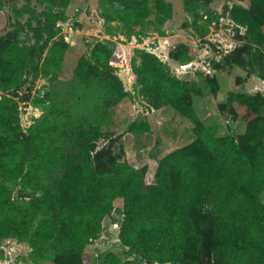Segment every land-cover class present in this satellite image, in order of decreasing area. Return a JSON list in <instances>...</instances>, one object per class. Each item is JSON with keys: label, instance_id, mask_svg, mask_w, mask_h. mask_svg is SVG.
Masks as SVG:
<instances>
[{"label": "rangeland", "instance_id": "rangeland-1", "mask_svg": "<svg viewBox=\"0 0 264 264\" xmlns=\"http://www.w3.org/2000/svg\"><path fill=\"white\" fill-rule=\"evenodd\" d=\"M260 7L251 0H0V162L26 163L22 174L0 172V264H241L239 248L219 239L207 214L187 227L188 251L172 261L157 260L168 252L161 243L140 245L131 234L128 245L121 236L127 197L114 187L150 198L144 189L155 185L166 156L197 143L196 157H206L199 139L208 130L242 148L264 144V131L262 138L251 132L264 120V43L235 20L261 23ZM148 55L184 83L190 117L145 94ZM82 128L93 134L87 154ZM36 148L48 157L36 158ZM172 169L180 193H193L201 179L184 181L179 166ZM84 173L97 188L89 201L104 211L91 238L73 249L82 233L71 213ZM258 200L264 207V186ZM16 219L29 229L23 239L4 232ZM149 221L148 229L157 227Z\"/></svg>", "mask_w": 264, "mask_h": 264}, {"label": "trees", "instance_id": "trees-1", "mask_svg": "<svg viewBox=\"0 0 264 264\" xmlns=\"http://www.w3.org/2000/svg\"><path fill=\"white\" fill-rule=\"evenodd\" d=\"M251 1L264 10V0ZM243 19L235 18L238 24L246 27L247 35L256 44L262 45L264 43V18L261 23H254L249 18ZM102 53V50H99L98 55ZM148 56L153 61L149 63L151 68L142 75L141 84L145 94L169 102L182 114L190 117V111L183 103L184 83L168 76L159 67L155 56ZM108 61L107 56V66H109ZM119 95L124 96L121 88ZM254 99V97H249L247 101L251 100L252 108L258 111L260 104ZM3 121L7 122V119ZM252 131L262 138L264 120H259L251 129ZM80 136L81 147H85L84 152L87 154V144L93 134L82 128ZM246 140L250 141V137L246 136ZM199 143L206 147V157L203 159L196 157L193 149H198V145L195 143L193 144L195 148H183L162 160L155 175V185L144 189L147 195L151 194L150 198L138 200L132 197L138 192L134 194L133 191L128 192L126 189L122 192L121 188L124 187H114L117 188L115 191L117 190L118 195L127 197V220L121 234L124 242L131 245L129 242L131 234H135L140 245L148 247L153 244L155 249V246L161 243L160 246L164 252L165 250L168 252L164 253V257H158L157 260L159 262L172 261L174 253L180 257L188 251L187 227H193L203 217L202 214H207L215 218V230L219 239L228 240L231 247L239 248L236 260L244 258L241 264H264V207L258 200V193L264 186V144L254 146L255 148H242L230 137L215 139L211 130L201 136ZM34 152L36 158L48 157V154L40 148H36ZM199 164L201 172L198 169ZM25 165L26 163L21 160L1 161L0 172L4 175L22 174ZM174 165L179 166L180 176L184 178V181L188 182L196 177L201 179V183L199 182L193 193L187 191L180 193L177 185L179 182H173L175 177L172 178L174 176L172 166ZM26 171H28V177L33 178L32 171ZM83 176V180L78 182L76 187L81 197L71 213L74 217L80 218L78 226L82 235L78 232L73 237L71 243L73 249L80 246L81 241L86 242L91 238V234L96 231L98 218L104 211L95 212L98 210H95L94 202L89 201L88 191L93 192L97 188L94 189V185L89 184L88 173H84ZM86 184L88 185L85 190H81V186ZM150 219L157 220V227L148 229ZM5 225L9 226L4 231L7 236L23 239L28 234L29 229L26 224L19 223L17 219L2 226Z\"/></svg>", "mask_w": 264, "mask_h": 264}]
</instances>
